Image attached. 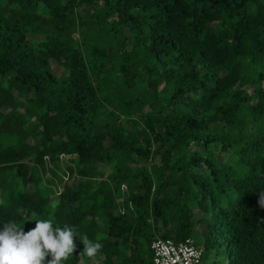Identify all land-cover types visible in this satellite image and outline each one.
<instances>
[{
  "label": "trees",
  "instance_id": "16d2710c",
  "mask_svg": "<svg viewBox=\"0 0 264 264\" xmlns=\"http://www.w3.org/2000/svg\"><path fill=\"white\" fill-rule=\"evenodd\" d=\"M80 6L107 35L130 32L120 86L141 82L154 111L103 103L80 49L52 33ZM250 124L264 126V0H0V227L52 219L103 245L61 264H153L154 239L196 235L201 264H264Z\"/></svg>",
  "mask_w": 264,
  "mask_h": 264
},
{
  "label": "rangeland",
  "instance_id": "374dc122",
  "mask_svg": "<svg viewBox=\"0 0 264 264\" xmlns=\"http://www.w3.org/2000/svg\"><path fill=\"white\" fill-rule=\"evenodd\" d=\"M108 31L109 26L96 21L84 6H80L75 10L73 22L66 33L52 29L55 36L57 35L68 44L77 46L80 49L90 70L91 77L98 79L99 86H102L103 103L118 105L133 96L138 98L137 104L132 108L137 114H148L154 111L145 86L141 82L138 81L136 86L131 89L120 86L121 74L118 64L121 62L122 57L119 54V49L122 46H128L130 53L132 52L131 48H135L132 35L125 28L118 29L115 36L107 35ZM102 52L105 54L101 55ZM139 66L141 67V64ZM54 69L57 73L56 68ZM99 69L103 71L99 73ZM253 131L264 133V126L248 125L246 132ZM140 166L148 167L144 162ZM105 171L108 172L109 170L106 169ZM194 241H198V235L195 236Z\"/></svg>",
  "mask_w": 264,
  "mask_h": 264
},
{
  "label": "clouds",
  "instance_id": "9594fccd",
  "mask_svg": "<svg viewBox=\"0 0 264 264\" xmlns=\"http://www.w3.org/2000/svg\"><path fill=\"white\" fill-rule=\"evenodd\" d=\"M34 221L28 231L14 221L0 227V264H61L74 252L95 258L103 248L102 243L81 236L74 226H54L52 219ZM74 238L83 244L82 251Z\"/></svg>",
  "mask_w": 264,
  "mask_h": 264
},
{
  "label": "built area",
  "instance_id": "2783aa9c",
  "mask_svg": "<svg viewBox=\"0 0 264 264\" xmlns=\"http://www.w3.org/2000/svg\"><path fill=\"white\" fill-rule=\"evenodd\" d=\"M153 264H201L203 252L193 239L176 242L172 239H154L151 242Z\"/></svg>",
  "mask_w": 264,
  "mask_h": 264
}]
</instances>
